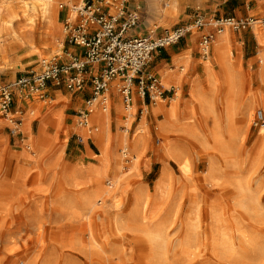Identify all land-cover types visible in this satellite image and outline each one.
Returning a JSON list of instances; mask_svg holds the SVG:
<instances>
[{"label":"rangeland","instance_id":"obj_1","mask_svg":"<svg viewBox=\"0 0 264 264\" xmlns=\"http://www.w3.org/2000/svg\"><path fill=\"white\" fill-rule=\"evenodd\" d=\"M10 1L21 11L22 4L30 0ZM177 1L175 17L185 4ZM81 3L82 0L68 3L56 0L57 33L55 27L35 20V27L28 28L29 41L25 47L12 43L9 38L1 41L0 86L21 74L40 70L42 62L30 53L32 47L43 51L45 62L66 61L74 53L77 47L66 42L63 23L67 18L71 21L70 14ZM161 5L155 8L147 0L127 3L131 10L149 16L155 25L163 18ZM219 9L218 17L243 18L244 12H249L248 16L259 18L263 12L258 0H227L226 6ZM225 34L238 47L235 52L226 45L237 82L233 106L237 113L251 108L252 118L241 123L235 135L230 134L222 97L217 92H209L204 77L200 76L196 80L211 98L213 121L222 145L213 141L204 118L198 113L191 115L198 124L195 139L180 131L159 136L155 127L162 117H152L148 111L154 105L136 98L128 138L143 117L146 128L140 135L143 140L137 150L135 168L131 154L126 151L125 158L123 147L115 145L113 139L115 133L125 130L127 118L119 113V127H114V107L123 106L117 82H112L109 89L113 86L112 93L117 100L108 89L106 104L98 107L109 114L111 142L107 178L102 186L109 187L110 182L115 194L108 202L92 198V204L85 205L83 196L93 188L83 184V176L72 174L76 165H100L99 151L91 139L94 130H91L92 136L85 133V139L77 127V114L83 108L66 113V117L59 111L52 115V121L49 117L46 120L45 113L52 112L54 103L28 96L21 117L43 104L39 116L30 122L33 137L45 122V143L41 159L36 163L26 159V134L19 130L20 136L13 137L10 133L12 119L19 116L10 110L5 117L0 110V264H264V144H256L262 129L252 125L255 112L264 110V85L258 79L259 51H264V46H258L249 30ZM208 60L215 69L216 63L210 57ZM151 61L146 68L148 72ZM203 62L200 61L201 66ZM187 77L190 78L188 72ZM189 84L179 89L177 127L182 126L187 113L193 110ZM60 90L72 97L78 95L64 88ZM174 94L167 96L172 98ZM145 106L146 113L142 112ZM91 126L98 128L95 123ZM170 150L181 153L186 173H181L178 165L167 157ZM118 163L125 169L122 170L124 179L114 186L112 170ZM163 168L167 173L161 178V192H157L155 186Z\"/></svg>","mask_w":264,"mask_h":264},{"label":"built area","instance_id":"obj_2","mask_svg":"<svg viewBox=\"0 0 264 264\" xmlns=\"http://www.w3.org/2000/svg\"><path fill=\"white\" fill-rule=\"evenodd\" d=\"M258 1L263 6L259 18L219 17L206 20L196 15L190 22L163 30L160 34L147 32L141 35L132 33L138 27L139 14L127 6L128 0H82L81 5L73 9L71 21L67 18L63 23L65 40L69 45L76 46L77 51L66 61L53 59L42 63L39 71L31 70L0 86L2 115L7 117L15 107L13 115L19 116L11 121V135L20 136V117L28 96L44 100L49 88L80 93L89 85L90 98L77 114V127L87 128L88 135L95 130L92 126L88 127L89 117L95 108L93 102L99 98V105H105V95L114 81L117 82V93L124 109L133 107L136 98L149 105L169 100L157 75L146 70L153 56L187 35L209 27L210 31L199 41L200 56L207 60L215 36L226 32L238 34L255 26L264 29V0ZM252 125L258 129L264 127L261 111L255 112Z\"/></svg>","mask_w":264,"mask_h":264},{"label":"bare ground","instance_id":"obj_3","mask_svg":"<svg viewBox=\"0 0 264 264\" xmlns=\"http://www.w3.org/2000/svg\"><path fill=\"white\" fill-rule=\"evenodd\" d=\"M70 0H66L68 3ZM55 2L56 0H30L29 2H25L22 4V10L17 11V8L14 7L10 0H0V44L4 38H9L12 43H15L21 47H25L28 44V28L35 27V20H40L45 26L55 27L56 33L59 31V26L57 22V11H55ZM147 2L154 6L155 8L161 5L160 10L163 13L165 18H174L177 14V0H147ZM74 14H70L72 18ZM21 23H24V26H21ZM27 28V30H26ZM45 33H48L46 30ZM46 36V34H44ZM252 35L254 40L258 44L259 47L264 46V30L255 26L252 29ZM44 36V37H45ZM226 34L222 37L226 39ZM27 37V41L26 40ZM30 45V44H29ZM2 52V47L0 45V53ZM43 51L41 49L32 47L30 49V53L34 54L38 57L39 61L42 63H46L43 58ZM213 55L212 60L216 63V67L211 65L210 60H206L203 62L204 70L206 72V83L209 88V92L211 93L217 92L222 97L223 105H224V116L227 122V128L229 129V133L235 135L238 127L244 121L248 122L252 116L253 112L251 108H246L244 112H236L233 106L232 98L236 92V76L235 70L233 69L234 63L233 59L230 55V49L228 46H220L217 42L213 43ZM259 73L258 79L262 85H264V51H259ZM182 73L183 70H180ZM179 73V72H177ZM177 75L175 72H167L161 78V83L167 80V77ZM179 76V75H178ZM177 77V76H175ZM180 77V76H179ZM177 80V79H176ZM180 80V79H179ZM178 81V80H177ZM175 94L172 98L166 101H158L156 104L150 108L148 112L154 118H158L161 116L162 119L157 121L155 130L159 136H164L165 134H169L171 132H182L186 137L195 139L198 136L197 130V122L192 120L191 115L195 116L197 113L204 119L205 126H207L208 131L211 133L213 141L217 145H222V141L220 139V135L216 131L215 124L213 121V108L212 102L209 94L202 91L199 83L197 81H193L190 85L189 89V98L192 102H194L193 110L187 113L186 117L182 122L181 127H177L175 123V119L178 115V103H179V86L175 84ZM164 90V89H163ZM111 93V92H110ZM114 93V92H113ZM100 99H96L93 102L95 108L93 109L89 120L88 127H91L93 123L98 125V128H94L93 137H91L93 144L99 151L98 160L100 161V165L88 164L86 166H77L73 169V175H80L84 177V183L87 187L93 188V190L87 195L83 196V201L85 205L90 206L92 204V198L97 199V202L103 201L108 202L109 200H113V196L115 194L113 187H103L102 182L105 178H107V161H108V147L111 142V137L109 136V114L106 110L101 111L98 110ZM164 103H167L165 105ZM122 104V103H121ZM135 104V103H134ZM43 104H39L38 107L34 110H30L25 116L21 117V125L19 126V130L24 132L27 136L26 141V159L28 161L36 163L41 159L42 149L45 143L44 134H45V122H42L37 130V135L35 137L30 135V122L35 117H38L40 114V109ZM146 107V106H145ZM107 108V107H106ZM123 108V107H122ZM119 104H116L114 110L117 114L123 113L127 118L125 123V130L123 132L117 133V137H120V144L125 152L128 151L129 155L131 154V160L133 162V167L138 163L139 148L142 144L141 134L144 133V129L146 128V122L143 117L141 124L136 128L134 134L128 138V130L130 129L131 116L134 112V108L124 109ZM143 112V110H142ZM264 115V110L263 113ZM148 115V114H147ZM145 115V116H147ZM118 117V115H117ZM8 119V118H7ZM48 118H46L47 120ZM134 120V119H133ZM157 120V119H156ZM124 126V125H123ZM99 129V132H98ZM85 139L87 136V128H81L79 131ZM96 133V134H95ZM85 134V135H83ZM91 135V136H92ZM257 145L264 144V127L259 131L258 138L256 140ZM222 153V151H221ZM123 155V156H124ZM167 157L178 165V168L181 173L187 172V167L185 161L182 158L181 153L177 150H170L167 152ZM123 158V157H122ZM136 168V167H135ZM124 167H121L116 164L113 167L112 173L113 177L111 178L112 185L117 186L124 179L122 174V170ZM209 167V171H210ZM125 171V169H124ZM70 173V172H69ZM167 173V169L163 168L162 175L160 179L157 181L155 189L158 192L161 188L162 180L161 178L165 177ZM168 175V174H167ZM75 177H73L74 179ZM76 179H78L76 177ZM75 181V180H74ZM78 181V180H77ZM79 182V181H78ZM76 183V182H75ZM107 183V184H108ZM80 184V183H76ZM82 184V183H81ZM161 192V191H159ZM94 207V206H93ZM152 241V235L150 236ZM155 238V237H153ZM154 241V240H153ZM152 241V242H153Z\"/></svg>","mask_w":264,"mask_h":264},{"label":"crops","instance_id":"obj_4","mask_svg":"<svg viewBox=\"0 0 264 264\" xmlns=\"http://www.w3.org/2000/svg\"><path fill=\"white\" fill-rule=\"evenodd\" d=\"M227 0H181L183 4V9L180 11L179 15L174 18H167L164 20V16L160 21V24L155 25L156 22H151V18L145 15L143 16L142 13L139 14V24L138 27L135 28L132 33L133 34H141L145 35L147 32H153L154 34H160L163 30H168L174 26L182 25L190 22L194 16L201 15L206 20L210 18H219L217 13L220 12L219 7L224 8L226 6ZM181 4V5H182ZM223 10V9H222ZM249 12H244V15L248 16ZM147 14V13H146ZM245 16V17H246ZM237 18V17H235ZM242 18V17H240ZM244 18V17H243ZM210 31L209 27H204L192 34L187 35L183 39H181L178 43L161 50L159 53H156L151 61L150 67L148 70L157 75L160 85L164 89L167 94L171 92L175 93V84H178L179 89L182 88L185 83L197 81L200 76L204 77V81L206 83V72L204 70V65L201 66L200 61L203 62L204 60L200 56L199 52V41L201 36L208 33ZM252 32V30H249ZM222 35H217L214 38L210 46V53L209 57L212 59L213 55V43L217 42L220 46L228 45L229 48H232L235 52L238 50V47L235 46L233 43L229 42V40L224 39ZM242 44V43H241ZM77 49H74V53ZM237 54V53H235ZM182 68L186 69V73L188 72L190 78H186V73H182L180 70ZM197 71L196 73H194ZM171 72L176 73L177 77L170 76L167 77L164 84L161 83V77L165 75V73ZM179 72V73H177ZM180 77H179V76ZM178 81H177V80ZM180 79V80H179ZM198 82V81H197ZM189 84V85H190ZM109 92L112 94V98L117 100L116 97L113 95V86H110ZM90 98V87L89 85L86 86L83 92L78 93V95L72 97L69 94L62 92L60 89H52L49 88L47 90L46 99L49 100L51 103H54V107L52 112L49 114L45 113L46 118L49 117V120L52 121V117L55 114H58L59 111L62 112L63 117H66V113L69 112H76L78 109L84 108V104L86 100ZM15 108V107H14ZM12 109V111L14 110ZM29 110L28 106L25 108V113ZM114 127L118 128V117L117 113L114 110ZM53 115V116H52ZM44 116V115H43ZM119 116V115H118ZM140 122V121H139ZM117 133L114 134V142L115 145L120 144V137L116 136Z\"/></svg>","mask_w":264,"mask_h":264}]
</instances>
